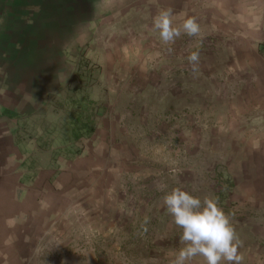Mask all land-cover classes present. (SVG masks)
I'll return each mask as SVG.
<instances>
[{"label": "rangeland", "instance_id": "1", "mask_svg": "<svg viewBox=\"0 0 264 264\" xmlns=\"http://www.w3.org/2000/svg\"><path fill=\"white\" fill-rule=\"evenodd\" d=\"M203 2L93 0L92 9L78 8L60 89L23 133L33 147L61 152V181L44 193L51 207L29 264H169L181 230L157 180L218 197L233 214L243 264H264L263 172L253 171L264 146V64L251 70L249 31ZM162 7L177 23L196 16L203 39L182 36L168 51L148 30ZM191 51L200 52L195 75ZM88 149L103 160L99 169L61 171L64 157Z\"/></svg>", "mask_w": 264, "mask_h": 264}, {"label": "crops", "instance_id": "2", "mask_svg": "<svg viewBox=\"0 0 264 264\" xmlns=\"http://www.w3.org/2000/svg\"><path fill=\"white\" fill-rule=\"evenodd\" d=\"M202 1L230 25L249 31L251 70L264 64V0ZM79 7L92 9L93 0H0V264H29L31 240L51 207L44 193L61 181L55 175L61 152L40 142L33 147L23 133L60 89ZM261 152L262 163L253 171L263 172L264 191V146ZM96 154L92 149L80 157L69 154L61 171L99 169L103 160Z\"/></svg>", "mask_w": 264, "mask_h": 264}, {"label": "clouds", "instance_id": "3", "mask_svg": "<svg viewBox=\"0 0 264 264\" xmlns=\"http://www.w3.org/2000/svg\"><path fill=\"white\" fill-rule=\"evenodd\" d=\"M176 15L171 7H162L148 26L168 51L182 36L201 40L204 36L196 16L184 14L177 23ZM187 61L192 73L197 74L200 52L191 51ZM155 188L163 193L161 205L172 218V223L181 230L180 247L170 253L169 264H191L197 257L202 258L204 264H243L244 256L239 251L243 241L232 223L233 214L223 210L218 197L194 194L197 189L187 190L178 181L177 186L169 189L166 181L157 180Z\"/></svg>", "mask_w": 264, "mask_h": 264}]
</instances>
